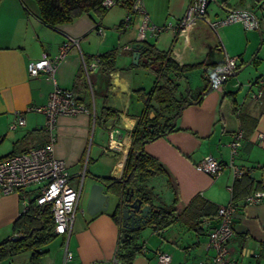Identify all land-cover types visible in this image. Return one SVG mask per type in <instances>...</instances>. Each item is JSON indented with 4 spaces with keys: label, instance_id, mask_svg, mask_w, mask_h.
<instances>
[{
    "label": "crops",
    "instance_id": "0c3cea01",
    "mask_svg": "<svg viewBox=\"0 0 264 264\" xmlns=\"http://www.w3.org/2000/svg\"><path fill=\"white\" fill-rule=\"evenodd\" d=\"M190 1L142 0L152 23L172 25L147 41L167 50L179 65H194L186 74L187 80L181 82V89L186 87L193 95L191 100L203 91L208 80L204 76L206 70L211 73L226 55L237 57L239 72L230 75L221 85H210L198 102L192 101L183 107L173 121L172 131L144 144L145 151L166 170L150 177L146 185L151 189L155 207L176 200V210L180 212L195 196L206 200L210 206H205L211 214L201 217L200 223L207 218L210 226H215L218 223L216 207L226 204L230 198L228 186L234 180L228 166L230 161L250 169L251 177L264 188V139L259 138L260 133L264 134V54L261 53L264 0H210L203 18L198 17L183 28L176 27ZM232 9L255 13L258 24L252 29L245 28L241 21L216 30L210 26V21ZM127 14L128 7L117 4L108 8L101 18L85 13L73 22L52 28L40 21L34 0H0V158L46 140L44 114L25 109L29 105L45 104L54 84L71 89L77 102L88 109L74 115L61 114L56 119L54 155L64 161L71 179L78 177L79 180L83 176L78 210L69 236L57 234L42 248L45 252L33 260L31 251H24L0 260V264H161L156 258L157 250L170 255L166 264H213V250L207 247L206 231L197 232L182 219L161 230L145 223L139 228L136 241L142 245L140 252L129 263L115 262L121 236L120 222L112 215L117 196L109 192L105 210L94 214L86 211L90 186L95 181L90 175L122 176L131 145L130 130L145 106L134 91L149 90L155 81L152 71L132 62L133 50L124 48L135 41L142 18L141 13L132 12L125 25L122 21ZM96 24L103 28V34L97 32ZM67 36L78 38L79 45L72 46L58 63L54 79L44 72L30 75L27 63L39 59L42 53L54 56ZM112 48L120 55L116 58L117 69L108 72L105 92L106 82L99 66L86 79L82 55H95ZM103 104L116 109L117 116L105 122L96 119L101 115ZM16 110L23 111L25 123L10 129ZM108 124L118 130L114 140L122 141L121 147L111 152L104 151L109 140ZM94 125L100 129L91 137ZM239 128L243 131L240 146L231 155L229 144ZM103 130L107 134L106 145ZM206 154L226 164L219 176L211 177L195 167ZM257 191L264 192V189ZM25 193L28 200L34 198L36 186L27 187ZM247 196L235 201L229 255L239 264H264V200L248 203ZM23 210L19 192L0 190V241L13 235L12 222ZM65 246L71 251L67 261Z\"/></svg>",
    "mask_w": 264,
    "mask_h": 264
},
{
    "label": "trees",
    "instance_id": "16d2710c",
    "mask_svg": "<svg viewBox=\"0 0 264 264\" xmlns=\"http://www.w3.org/2000/svg\"><path fill=\"white\" fill-rule=\"evenodd\" d=\"M34 1L38 7L40 21L52 28L58 24L73 22L85 13L101 18L108 9L103 6V0ZM118 53L116 48H112L95 55H82L85 63L88 64L89 61L95 60L97 66L100 67L104 81L107 82L105 92L109 84L108 72L117 69ZM136 66L152 71L155 74V81L149 90L138 88L134 91L138 97L142 98L145 106L130 130L131 145L126 156L123 174L119 179L107 176H95V178L110 184L113 191L123 197H126L124 192L126 188L133 189L134 197H139L143 204L148 203L151 206L150 216L146 223H150L155 230L167 228L182 219L191 229L197 232L205 231L200 218L209 217L211 213L206 206L210 204L206 200L202 201L198 196L193 197L180 212L176 210V200L157 207L152 205L151 189L146 182L153 175L164 173L166 170L158 159L145 151L144 144L172 131L173 121L179 115L180 107L191 104L192 101L198 102L201 99V93L208 90L209 81L207 80L203 91L197 94L196 99L191 100L193 95L188 88L181 89V82L187 80L186 74L194 65H179L171 59L167 50H161L148 41H144L140 48V57ZM82 71L84 72L83 67ZM86 79L89 80L87 77ZM150 112L153 114L150 115ZM116 116V109L103 104L101 115L96 116V119H102L105 122L108 118ZM242 170L243 173L240 177L234 178L231 186L230 197L234 203L240 196L245 197L253 191L264 189L260 187V182H255L251 177L250 169L242 168ZM217 208L218 206L215 209V215H217ZM112 215L120 222L121 232V245L115 258L118 261L129 263L142 247L136 242L139 229L127 230L123 227L120 205L115 208ZM11 228L13 235L23 234V236L16 239L5 238L0 241V260L24 251H31L33 260L45 252L42 248L57 235L54 231L49 204L37 205L34 198L28 200L27 208L20 212L12 222ZM125 231H128L129 235L123 237Z\"/></svg>",
    "mask_w": 264,
    "mask_h": 264
},
{
    "label": "built area",
    "instance_id": "2783aa9c",
    "mask_svg": "<svg viewBox=\"0 0 264 264\" xmlns=\"http://www.w3.org/2000/svg\"><path fill=\"white\" fill-rule=\"evenodd\" d=\"M210 0H191L185 15L177 23L176 27L183 28L193 22L196 18H203ZM105 8H110L115 4H123L128 7V14L124 17L125 25L130 21V13L139 12L142 18L137 28L135 41H147L151 36H157L159 33L172 27L171 23L157 25L152 23L147 16L142 0H103ZM235 21H241L245 28L252 29L256 27L254 15L247 10L232 9L228 10L224 15L210 21V26L216 30L217 27L226 25ZM99 34H103V28L96 25ZM79 45V39L67 36L59 46L58 52L48 57L42 53L37 60H31L27 63L28 73L37 76L44 72L53 78L58 63L65 57L66 53L72 46ZM125 49L130 48L126 45ZM83 59V57H82ZM237 57L226 55L221 65L215 67L211 73L206 70L205 77L212 80V85H221L237 69ZM97 63L95 60L85 63L83 61V69L86 77L90 78V72L95 69ZM215 74V76H213ZM54 79V78H53ZM257 95H260L258 92ZM26 111H38L44 114V129L47 134L46 140L36 146L29 147L24 151L13 153L7 157L0 158V190L4 193L17 191L21 194L24 209L27 208L28 199L26 197V189L30 186H36V195L34 196L37 205L49 204L54 231L56 234L68 237L73 226L75 214L78 210L79 199L83 184V176L78 182H72L70 174L66 169V165L62 159L54 155V142L56 139V119L58 115H74L78 112H86L88 109L81 103L77 102L71 89L61 88L54 84L52 91L49 93L45 104L40 106L29 105ZM25 119L23 111L16 110L13 120L9 124L10 129H16L24 125ZM108 134V146L105 152L121 147L122 141L114 140V136L118 133L117 128L112 125H106ZM242 129H237L233 133V139L230 142L231 155L236 153L240 146L242 138ZM260 139H264V134H259ZM114 142V144H113ZM226 164L217 160L211 154H206L195 164V167L211 177L219 176ZM232 169L233 177H240L243 173L241 167L236 166L230 161L229 165ZM231 193L232 187L228 186ZM246 202L254 203L264 200V192L255 191L246 197ZM236 210L234 201L229 198L226 204L219 205L217 208L218 223L210 226V220L205 218L201 221L207 233V247L213 250V264H239L229 255L228 242L233 234V217ZM121 241L119 238V246ZM65 261L71 256L65 246ZM156 258L159 263L166 264L170 260V255L162 250L156 251ZM113 261H117L116 258ZM196 264H204L198 262Z\"/></svg>",
    "mask_w": 264,
    "mask_h": 264
},
{
    "label": "water",
    "instance_id": "95a60500",
    "mask_svg": "<svg viewBox=\"0 0 264 264\" xmlns=\"http://www.w3.org/2000/svg\"><path fill=\"white\" fill-rule=\"evenodd\" d=\"M252 14L254 15L255 21L258 24L257 15L253 12ZM142 46L143 42L141 41H134L130 45V48L133 50L132 62L134 64L138 63V58L140 56V48ZM238 72L239 71L236 69L230 75L237 74ZM213 76H215V74ZM212 80L213 78L209 80V86L212 85ZM204 93L205 91L201 93V96ZM183 107L184 106L180 107V112ZM90 177L94 178L95 181L90 186L89 196L86 202V211L89 214H94L98 211L105 210L109 202V192H111L117 196L118 201L115 208L120 205L121 221L124 228H126L127 230L139 229L142 225L146 223V220L150 216L151 206L148 203L143 204L142 199H140L139 197H134L133 189L126 188L124 190L126 197H123V195L116 194L110 184L98 180L97 178H95L94 175H90ZM127 235H129V232L125 231L123 233V237H126ZM22 236L23 234L10 235L7 237V239H16Z\"/></svg>",
    "mask_w": 264,
    "mask_h": 264
},
{
    "label": "rangeland",
    "instance_id": "374dc122",
    "mask_svg": "<svg viewBox=\"0 0 264 264\" xmlns=\"http://www.w3.org/2000/svg\"><path fill=\"white\" fill-rule=\"evenodd\" d=\"M115 5H117V4H115ZM229 24H233V22L232 23H229ZM260 48V45L259 46H257L256 47V49H254V50H258ZM262 54H264V48H262V52H261ZM119 54V53H118ZM120 55V54H119ZM118 56V55H117ZM251 58V57H250ZM199 72V71H198ZM197 72V73H198ZM194 94H195V92H194ZM99 129H100V127H98V125H94L92 128H91V132H90V135H91V137L93 136V133L96 131H99ZM102 136H103V140L105 141V145L107 144V134H106V131L105 130H103V132H102ZM152 178V177H151ZM151 178H149L148 180H147V182L151 179ZM71 181L72 182H78V177H74L73 179H71Z\"/></svg>",
    "mask_w": 264,
    "mask_h": 264
},
{
    "label": "flooded vegetation",
    "instance_id": "af4514ba",
    "mask_svg": "<svg viewBox=\"0 0 264 264\" xmlns=\"http://www.w3.org/2000/svg\"><path fill=\"white\" fill-rule=\"evenodd\" d=\"M104 79V78H103ZM153 114V112H150V115H152Z\"/></svg>",
    "mask_w": 264,
    "mask_h": 264
},
{
    "label": "bare ground",
    "instance_id": "6f19581e",
    "mask_svg": "<svg viewBox=\"0 0 264 264\" xmlns=\"http://www.w3.org/2000/svg\"><path fill=\"white\" fill-rule=\"evenodd\" d=\"M113 144H114V142H113Z\"/></svg>",
    "mask_w": 264,
    "mask_h": 264
}]
</instances>
